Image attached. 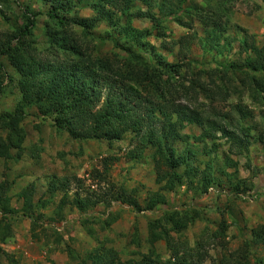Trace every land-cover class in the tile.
<instances>
[{"label":"rangeland","instance_id":"rangeland-1","mask_svg":"<svg viewBox=\"0 0 264 264\" xmlns=\"http://www.w3.org/2000/svg\"><path fill=\"white\" fill-rule=\"evenodd\" d=\"M208 1L224 4L221 18H217L227 30L217 50L200 44L206 29L196 14L203 13L200 8L205 9ZM91 2L81 0L73 14L85 20L87 29L67 24L61 32L92 57L119 52L113 47L116 42L145 55L156 53L169 63L185 58L213 66L244 58L246 54L239 53L243 38L264 46V0H147V4L136 0L128 4L126 12L115 4L107 7L117 10L113 24L97 18ZM50 4V0H0V45L22 26L28 8L38 15L25 45L49 64L61 60L64 54L56 56L50 45L49 30L55 27L46 15ZM145 30L149 33L143 46H135L133 32ZM183 36L187 37L180 50L177 40ZM26 56L30 59L31 54ZM0 62V115L21 114L17 136L0 128L1 139L10 137L13 142L11 158L0 156V182L8 183L10 200L9 211L0 208L1 263L96 264L104 248L114 250L116 259L124 264L143 256L165 261L170 243L193 246L224 219L226 243L206 241L211 257L204 264L234 261L237 248L246 252L241 263L264 264V237L253 243L254 234L264 235V105L251 106L253 116L243 121L245 133H237L240 143L219 133L202 136L197 125L184 124L174 147L175 155L187 157V163L177 167L181 178L170 188L156 178L153 147L146 145L137 151L130 133L110 141L73 139L53 125L51 114L42 115L35 103L23 102L21 75L5 55ZM25 83L34 91L39 81ZM242 100L249 102L245 96ZM238 101L232 97L229 103ZM152 193L162 203L148 209ZM171 214L185 218L187 227L173 229ZM150 224L160 232L168 230L167 237L151 242ZM243 242L248 245L244 247Z\"/></svg>","mask_w":264,"mask_h":264},{"label":"trees","instance_id":"trees-1","mask_svg":"<svg viewBox=\"0 0 264 264\" xmlns=\"http://www.w3.org/2000/svg\"><path fill=\"white\" fill-rule=\"evenodd\" d=\"M119 1L122 0H93L90 4L97 18L106 19L109 24H113L116 9L112 11L107 7H114L115 4L120 12L124 8L126 12L128 4L136 0ZM140 1L147 4V0ZM79 2L81 0H50L51 7L46 15L55 24L49 30L52 36L50 45L56 56L60 52L64 54L61 60L56 59L49 64L48 60L39 58L35 51L32 52L25 45L24 39L32 33L38 15V12L31 13L28 8L24 10L26 18L22 26L15 30L7 43L0 45V56L5 55L19 72L21 79H24H20L23 102L35 103L42 115L51 114L53 125L66 131L73 139L110 141L121 139L124 134L130 133L132 140L137 142V151H141L146 145L154 148L156 178L159 182L164 181L170 188L180 181L177 167L187 163V157L175 155L174 147V141L182 137L180 128L184 124L197 125L205 137H215L219 133L227 140L236 139L235 141L241 142L237 133H245L243 121L253 116L251 106L264 105V46L258 47L243 38L239 53L246 54L244 58L216 62L213 66L185 58L178 63H169L156 53L145 55L132 49L131 45L116 42L113 47L119 52L92 57L90 53L86 54L87 49L83 52L79 44L72 43L66 33L61 32L66 29L67 24H77L83 30L87 29L85 20L73 16ZM223 5H213L208 1L205 9L200 8L203 13L196 14L206 29L205 39L200 41L202 45L207 44L203 45L205 48H221L219 41L227 30L219 19ZM146 7L148 10L152 8L149 4ZM216 20L219 22L216 23ZM153 25L156 26L157 23L153 22ZM148 33L147 30L134 31L133 43H137L135 46L142 47L141 42ZM186 37L177 40L180 50H183L182 42ZM168 49L171 50L172 46ZM27 54L32 57L27 59ZM2 67L0 62V69ZM26 80L39 81L38 84L35 83V88L32 83L34 91L29 90ZM244 96L248 103L242 100ZM232 97H238L239 101L229 103ZM20 119L18 111L1 114L0 128L17 136L21 129ZM12 143L10 137L7 141L0 137L1 157L11 158L9 149L13 146ZM7 184L6 181L0 182V208L3 212L10 210ZM156 195L157 193L150 195L148 209H154L162 203V200L154 197ZM77 204L78 207L82 206V203ZM168 218L176 231L187 227L183 217L176 218L171 214ZM150 225L148 236L151 242L167 237L168 230L161 228L160 232L158 226L155 228L156 225ZM226 228L225 220L221 219L217 229L210 231L204 239L202 236L193 246L181 242L170 243L169 256L165 261L143 256L131 264H204L211 257L206 249V241L218 240L221 245L226 243ZM263 237V234H254L253 243L260 239L263 241ZM247 245L248 242H243L244 247ZM104 249L100 262H96L95 258L93 262L124 264L116 259L114 250ZM244 252L245 249L242 251L237 248L233 255L237 254L238 259H228L223 264H243L240 259ZM2 254L0 248V255ZM0 264L3 263L0 261Z\"/></svg>","mask_w":264,"mask_h":264}]
</instances>
